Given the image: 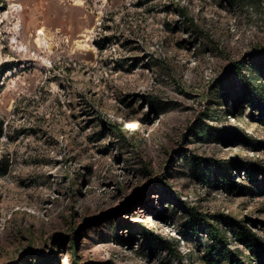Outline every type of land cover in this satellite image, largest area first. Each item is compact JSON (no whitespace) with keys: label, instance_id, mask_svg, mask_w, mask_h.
<instances>
[{"label":"rangeland","instance_id":"obj_1","mask_svg":"<svg viewBox=\"0 0 264 264\" xmlns=\"http://www.w3.org/2000/svg\"><path fill=\"white\" fill-rule=\"evenodd\" d=\"M259 49L264 0H0V264H261Z\"/></svg>","mask_w":264,"mask_h":264},{"label":"trees","instance_id":"obj_2","mask_svg":"<svg viewBox=\"0 0 264 264\" xmlns=\"http://www.w3.org/2000/svg\"><path fill=\"white\" fill-rule=\"evenodd\" d=\"M251 57H252L251 60L254 59L255 61L259 62V64H262V62L264 63V49H259L253 55H251ZM243 66H244L243 63L235 64L234 73H236L240 85L244 88L246 81L245 78L241 76V68ZM221 83L225 84L226 82L221 81ZM223 86L225 87L226 85ZM248 95L252 107L257 108L262 112V108L264 106V101L262 100V96L256 94V90H253V92L251 91L248 92ZM258 173L260 174V177L264 180V170L257 167L253 168L252 176L256 177ZM238 235L241 237L242 243L248 248L249 252H251L253 256L259 260L261 264H264V243L262 242V240L245 227H241ZM221 259L227 261L229 264H247L240 256L231 257L229 255L223 254L221 255Z\"/></svg>","mask_w":264,"mask_h":264},{"label":"bare ground","instance_id":"obj_3","mask_svg":"<svg viewBox=\"0 0 264 264\" xmlns=\"http://www.w3.org/2000/svg\"><path fill=\"white\" fill-rule=\"evenodd\" d=\"M43 33V31L42 30H39V32H38V34H42ZM132 127V126H131ZM133 128V127H132Z\"/></svg>","mask_w":264,"mask_h":264}]
</instances>
